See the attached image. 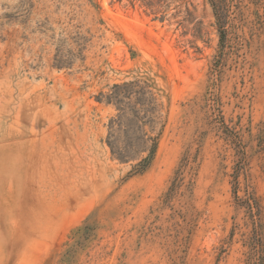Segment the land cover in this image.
Returning <instances> with one entry per match:
<instances>
[{
    "label": "rangeland",
    "instance_id": "374dc122",
    "mask_svg": "<svg viewBox=\"0 0 264 264\" xmlns=\"http://www.w3.org/2000/svg\"><path fill=\"white\" fill-rule=\"evenodd\" d=\"M214 1L0 0V264H264V0Z\"/></svg>",
    "mask_w": 264,
    "mask_h": 264
},
{
    "label": "trees",
    "instance_id": "16d2710c",
    "mask_svg": "<svg viewBox=\"0 0 264 264\" xmlns=\"http://www.w3.org/2000/svg\"><path fill=\"white\" fill-rule=\"evenodd\" d=\"M211 5L213 6L219 27H221L222 15L220 12V6L214 0H211ZM150 88L151 85L149 83L139 80L125 82L123 84H115L111 94L107 95L105 98L106 102L115 104L119 110L117 118L110 121L111 130L109 132L107 143L111 149V153L121 161H128L142 151L147 152V154L144 157H141L136 164V172H142L150 165L157 150L160 132L153 136L142 131V133L135 137V140H125L123 145H120L118 143V136L114 133L112 127L114 122H117L119 125L121 124L122 119L126 116L127 110L129 109L130 111L132 110L134 115L133 119L136 121V125L140 122L143 125H149L151 130L153 129L154 125L158 122L160 104L157 102L155 93L152 92ZM126 99L128 101H125ZM137 104L139 105L138 108L135 107ZM138 126L139 125H137V127ZM186 161L183 166L186 164ZM181 171L182 170L178 172V179Z\"/></svg>",
    "mask_w": 264,
    "mask_h": 264
}]
</instances>
